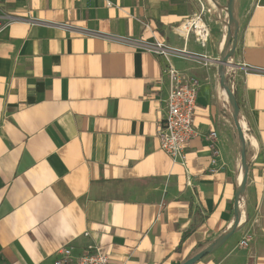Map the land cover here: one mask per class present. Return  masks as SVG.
Segmentation results:
<instances>
[{
    "label": "crops",
    "instance_id": "0c3cea01",
    "mask_svg": "<svg viewBox=\"0 0 264 264\" xmlns=\"http://www.w3.org/2000/svg\"><path fill=\"white\" fill-rule=\"evenodd\" d=\"M197 8L0 0L10 22L0 31V264H55L66 248L75 259L97 250L111 264H184L231 232L243 169L234 108L213 68L183 55L215 60L227 31L211 30L207 51L180 38L176 28ZM156 44L201 82L186 167L158 139L167 61ZM230 62L251 132L245 210L197 264H264V0L242 13Z\"/></svg>",
    "mask_w": 264,
    "mask_h": 264
},
{
    "label": "built area",
    "instance_id": "2783aa9c",
    "mask_svg": "<svg viewBox=\"0 0 264 264\" xmlns=\"http://www.w3.org/2000/svg\"><path fill=\"white\" fill-rule=\"evenodd\" d=\"M107 6L112 7V3L107 1ZM5 16H0V31L9 25ZM176 34L187 41L193 37L200 47L207 48L211 37V28L201 15H196L182 22L176 28ZM157 56H163L167 61V66L163 69L162 78L159 83L165 85L167 79L166 95L161 99L162 117L158 127V139L163 151H165L174 163L186 167L187 144L197 136L195 128V112L198 97L201 89L199 79L188 76L180 72L167 58L168 48L163 44H156L150 47ZM245 133L247 140H250L251 132L247 129ZM212 139H217V134H212ZM216 165V162H213ZM238 198V196H237ZM239 202V200H238ZM247 246V240L241 243ZM55 264H111L109 256H105L95 251L75 259L72 250L66 248L60 252V258Z\"/></svg>",
    "mask_w": 264,
    "mask_h": 264
},
{
    "label": "rangeland",
    "instance_id": "374dc122",
    "mask_svg": "<svg viewBox=\"0 0 264 264\" xmlns=\"http://www.w3.org/2000/svg\"><path fill=\"white\" fill-rule=\"evenodd\" d=\"M194 1L197 3L198 8H197V11L194 12V14L191 16V18L196 16V15H201L204 18V20L208 23L211 30L214 31V33L217 32V33H219V35H222V34L224 35L225 32L227 31L228 24H230L228 12H227V7L229 6L230 0H194ZM252 1L253 0H234V4H233L234 17L237 21L236 25L238 26V34H239V27H240V17L242 15V13L245 11L247 5L250 4ZM212 31H211V33H212ZM234 31H235V26H234ZM234 31H233V34H234ZM217 43H219V42H217ZM209 45H210V42H209L207 48H205L203 51H207ZM230 45H231V47L233 46V39H232ZM237 49H238V45H237L236 52L234 54L233 59L236 56ZM183 55H185V56L187 55V56L192 57L193 63L198 65V66H203L206 69H212L213 68V70L218 74V77L220 79V83L222 85V79H221L222 77H221L220 68L218 65L219 64L218 61H221L223 59L222 54H220V56L218 58H216L215 60H212L210 57H208L206 55H191V54L189 55L186 53ZM233 64L234 65H229L228 69L226 70L225 85L232 91V93L235 96V91L238 88V81L236 78V69H235L237 67L236 62H234ZM194 77L199 79L196 76H194ZM235 98H236V96H235ZM238 106L240 108L239 102H238ZM240 118L243 119V116L241 114H240ZM234 125L236 127L235 120H234ZM236 132L238 134L237 128H236ZM245 133H248V132L244 131V134ZM238 137H239V134H238ZM241 151H240V156H241V162H242V152ZM246 155H247V142H246ZM248 169H249V165H248ZM243 211L244 210H241L240 215L241 214L243 215ZM248 219H249L248 221H250V219H251L250 215H249ZM240 221H241V219H240Z\"/></svg>",
    "mask_w": 264,
    "mask_h": 264
},
{
    "label": "water",
    "instance_id": "95a60500",
    "mask_svg": "<svg viewBox=\"0 0 264 264\" xmlns=\"http://www.w3.org/2000/svg\"><path fill=\"white\" fill-rule=\"evenodd\" d=\"M233 4H234V0H230L229 1V8L230 10H234L233 8ZM229 19L231 21L232 17L229 16ZM237 21H235L236 23ZM238 26H237V32L235 33L234 37L231 38L230 40V44H231V41L233 39V46H232V50H233V53L231 56H227V58H223L221 61H225V62H221V61H218V65H228L227 64V61H228V58L231 59L234 57V54L236 52V48H237V45H238ZM222 57H223V54H222ZM230 65H234V64H230ZM220 68V74H221V77L223 76L224 74V70ZM222 79V78H221ZM226 86L225 85V79L223 80L222 79V86ZM227 90L229 91V94H230V97H231V100L234 104V107H235V116H234V120H235V124H236V128H237V131H238V134H239V139L241 140V142L243 143V148H242V164L244 166V168L246 169V184H247V181H248V175H249V169H248V161H247V155H246V136L244 134V130L242 128V125L239 121V118H240V108L238 106V102L234 96V94L232 93V91L226 86ZM238 205H239V202H238V198H237V205H236V212H237V216H236V220H235V224H234V229L233 231H231L227 236L223 237L220 241L217 242L216 245H214L212 248H210L209 250L203 252V253H200L198 254L197 256L191 258L190 260H188L187 262H185L184 264H197L199 263L200 261H202L205 257H207L214 249H216L217 247H219L221 244H223L228 238L230 235H232L234 232H236L239 228V223H240V218H241V215H240V212H239V208H238Z\"/></svg>",
    "mask_w": 264,
    "mask_h": 264
},
{
    "label": "bare ground",
    "instance_id": "6f19581e",
    "mask_svg": "<svg viewBox=\"0 0 264 264\" xmlns=\"http://www.w3.org/2000/svg\"><path fill=\"white\" fill-rule=\"evenodd\" d=\"M227 12H228V16L232 17V19H231V21L229 19L230 24H228V26H227V32H226L225 37H224L225 38L224 39L225 40V45H224V55H223V58H227V56H231L232 55L233 50H232L231 45H229V41H230V39L232 37H234L233 35H235V33L237 32V25L235 23L236 19L234 17V10L233 9L230 10V8L227 7ZM234 26H235V31H234ZM233 31H234V34H233ZM221 62H225V61H221ZM227 64H229V65L231 64L229 58H228ZM219 67H221L224 70V74L222 76V79L224 80V79H226V69H227L228 65L227 66L226 65H220ZM222 87L224 88L223 91L225 92V94H227L230 102L232 103V106L234 108V116H235V114H236L235 107H234V104H233V102L231 100L229 91L227 90L226 86L223 85ZM242 128L244 130L245 129V126L242 125ZM242 148H243V143H242ZM242 168L243 169L241 170V172L238 175V185H239V190H238L239 205H238V208H239V212H241L242 206L243 205L245 206V203H244L246 201L245 191H246V187H247L246 179H245V177H246V169L244 168L243 164H242ZM239 227H240V223H239ZM233 229H234V225L232 226L231 231H233Z\"/></svg>",
    "mask_w": 264,
    "mask_h": 264
}]
</instances>
